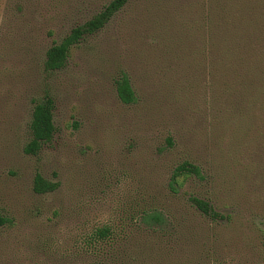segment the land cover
Returning a JSON list of instances; mask_svg holds the SVG:
<instances>
[{
    "label": "rangeland",
    "instance_id": "1",
    "mask_svg": "<svg viewBox=\"0 0 264 264\" xmlns=\"http://www.w3.org/2000/svg\"><path fill=\"white\" fill-rule=\"evenodd\" d=\"M110 1L0 0V264H264V0H128L45 70ZM45 97L54 131L27 154ZM183 161L198 176L172 192Z\"/></svg>",
    "mask_w": 264,
    "mask_h": 264
},
{
    "label": "trees",
    "instance_id": "2",
    "mask_svg": "<svg viewBox=\"0 0 264 264\" xmlns=\"http://www.w3.org/2000/svg\"><path fill=\"white\" fill-rule=\"evenodd\" d=\"M128 0H111L102 11L93 16L89 21L81 26L71 30L70 34L58 44L52 45L45 53V60L43 67L47 71H53L61 68L69 55L70 48L84 35L92 34L100 29L109 17L120 10ZM115 90L118 99L122 103H129L132 100V92L129 88L128 82L125 78L117 80ZM30 140L24 147V152L27 154H34L42 143L48 142L53 134L54 127L51 119V102L48 97L36 101L31 111L29 122ZM198 170L188 162L183 161L176 166L171 175V182L169 188L175 192L178 187L186 181L190 175L198 176ZM33 186L37 190L45 188L44 182L36 175L34 178ZM190 205L198 212L205 216L214 214L208 205L197 198H189ZM0 218V225H1ZM162 222L161 211L152 205L141 206L138 212V223L145 228H152ZM114 228L103 227L96 229L94 237L100 241L105 239H112Z\"/></svg>",
    "mask_w": 264,
    "mask_h": 264
}]
</instances>
